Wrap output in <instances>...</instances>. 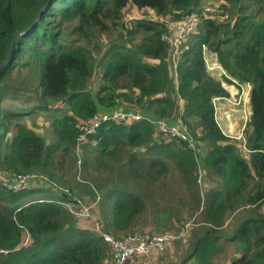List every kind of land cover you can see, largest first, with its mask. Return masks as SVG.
<instances>
[{
    "label": "trees",
    "instance_id": "16d2710c",
    "mask_svg": "<svg viewBox=\"0 0 264 264\" xmlns=\"http://www.w3.org/2000/svg\"><path fill=\"white\" fill-rule=\"evenodd\" d=\"M130 3L157 17L124 20ZM91 26L117 28L103 55ZM0 70V264H116L122 253L105 234H152L134 232L146 203L123 182L112 190L80 177L86 186L73 185L65 158L74 153L87 168L91 150L137 180L178 167L186 190L179 209L199 218L179 220L195 238L181 264H210L225 241H236L229 264H264V0H0ZM234 83L250 87L238 142L217 118ZM116 111L141 119L111 118ZM96 115L109 118L95 125ZM162 121L184 126L187 139L159 129ZM16 174L28 175L18 189L6 182ZM168 246L122 264H148Z\"/></svg>",
    "mask_w": 264,
    "mask_h": 264
},
{
    "label": "rangeland",
    "instance_id": "374dc122",
    "mask_svg": "<svg viewBox=\"0 0 264 264\" xmlns=\"http://www.w3.org/2000/svg\"><path fill=\"white\" fill-rule=\"evenodd\" d=\"M203 6L206 7L209 6V4L205 3L203 4ZM123 12L125 16L124 20L125 19L133 20L132 18L135 17L140 18L142 16L157 17V14L155 13L154 10L148 11V8H138L132 3L128 4L123 10ZM106 23L108 26L111 25V21H107ZM69 25L76 26L77 21L69 22L67 26ZM179 25L180 23L178 24L176 23L172 27L177 28L179 27ZM90 29H91L90 32L92 33L90 40L99 44V46L101 43H105L102 46L100 53V55H103L105 49L104 47L107 44L114 42L113 40H114V36L117 33V28L112 26L108 29V31H100L96 26H91ZM123 31L126 30L123 29ZM66 32L68 38H70L72 35L76 36L77 42L87 43L88 41V38H84V35L79 31L69 33L68 29L66 28ZM141 38L142 36L140 35L139 39ZM88 47L91 48V50H94L92 44L88 45ZM94 51L96 52V50ZM99 81L100 80L98 78L91 79V85L94 90L97 88ZM249 89L250 87L245 84L241 86H238L236 83L230 84L229 99L223 100L221 102L222 105L221 108L227 111L224 112V110L221 109L218 112V115L216 114L217 118L220 121V124L223 127V130L237 142L239 141L238 138H241L242 136L243 129L246 126L247 122L249 121V116L251 113V105L249 103ZM20 101L22 100L18 99L13 102H20ZM126 106L127 104L124 103L122 104L121 107L127 108ZM130 109H134V108H130ZM38 121L39 124L37 126V129L41 133L45 134V136L49 140L50 139L48 136L49 132H46V129L42 124L43 118L40 117ZM89 156L90 159L87 164V168H85V166L82 164L80 157H76L74 153L68 154L67 158H65L66 160L65 165L69 169L68 176L72 178L73 185H77L79 183L78 178L80 177L81 179L90 182L94 186H96V184H99L102 185V188H106V189L111 188L112 190L114 189L112 187L116 184L117 179L119 180L118 182H123L127 186L128 190L135 191L136 193H138L146 203L144 213L136 220V227L134 232L150 228L152 229L151 233L165 232V231L177 233V231H181V234H184V236H182L181 238L170 242L168 248L165 251L155 253L154 256L149 257L150 262L148 264H181L183 262L184 255L189 251H191V243L194 241L195 238H190L193 236L192 229L189 231L184 228L180 229L181 224L179 220L182 218L183 215H186L185 217H190V218L195 217L197 222H198L197 219L199 218L196 217L197 215L193 214L192 211H188L187 213L184 214L183 211L179 209L180 200H181L180 198L181 196L186 194V190L184 188V183L182 182L180 170L178 169V167L175 164L170 163V167L166 173L164 172L161 175H159L156 179L149 180L148 182L143 178L137 180L134 177L129 176L127 172L128 170L126 168L122 170V167H120L119 164H115L114 162L112 163L113 167L111 168L107 167L108 168L107 169L104 166V162L99 161V157L97 156V151L95 150H91L89 152ZM122 156L125 157L124 155ZM105 161L107 162V160ZM77 164H78L79 172L74 173ZM124 174L127 175L126 178L122 177V175ZM209 182L212 185V182L211 181ZM210 184L208 185L211 186ZM78 185L80 187L86 186L85 184L82 183ZM89 193H90L89 190H84L81 192V196H89ZM39 195L40 193L37 192L34 193L32 196L36 197ZM29 197L30 196H27L23 200H27ZM88 205H89V201L83 203V206H88ZM91 214H90V218L93 219L95 222L98 217L101 220V216L99 215L96 206L92 208ZM90 218L88 221H84V220L81 221L84 222L85 225H89V223L91 222ZM236 222H237V216L227 219V222L223 227L224 231L226 233L231 234L232 227L235 225ZM132 230L133 229H131L127 233H124L125 232L124 230L121 232V234H115V235L123 236L125 234L131 233ZM219 238H224V237H219ZM235 242L236 241H225L224 248L219 252H216L215 250L214 251L215 253L213 257L210 259L209 263L229 264L233 254L236 251ZM104 264H109V262L105 261ZM187 264H192V263L188 262ZM201 264H205L203 260Z\"/></svg>",
    "mask_w": 264,
    "mask_h": 264
},
{
    "label": "built area",
    "instance_id": "2783aa9c",
    "mask_svg": "<svg viewBox=\"0 0 264 264\" xmlns=\"http://www.w3.org/2000/svg\"><path fill=\"white\" fill-rule=\"evenodd\" d=\"M184 24H187L185 22ZM179 29L180 35H183L185 32V29L183 26L177 27ZM171 40H173L175 43H177V37H171ZM108 116H95L93 118L94 124L97 125L100 120H104ZM109 118V117H108ZM113 119L117 120H123L127 118L139 120L141 117L138 114L134 113H126L123 111H116L111 117ZM184 127L180 126L178 124L170 125L168 127V124H166L164 121L159 122V129L163 130L165 133H171L176 134L178 136H181L183 139H187V135L184 131H179L178 128ZM93 129V128H92ZM34 175H30V177H33ZM28 175L24 174H16L14 177L6 178V182L8 186L18 189L19 187L23 186L25 182H27ZM99 224V223H98ZM100 228V224H99ZM187 229V228H186ZM181 234H173L170 232H157V233H144V234H136L127 236L126 238H113L110 234H105L106 239L111 242V244L114 246V250L121 251L122 255L121 257L117 256L116 264H122V261L128 258L134 257V255H140L144 258L149 256L150 253H152L155 250L163 249L167 244L172 242V239L179 237Z\"/></svg>",
    "mask_w": 264,
    "mask_h": 264
},
{
    "label": "water",
    "instance_id": "95a60500",
    "mask_svg": "<svg viewBox=\"0 0 264 264\" xmlns=\"http://www.w3.org/2000/svg\"><path fill=\"white\" fill-rule=\"evenodd\" d=\"M23 33V32H22ZM14 46H15V43H14ZM0 72H1V70H0Z\"/></svg>",
    "mask_w": 264,
    "mask_h": 264
}]
</instances>
